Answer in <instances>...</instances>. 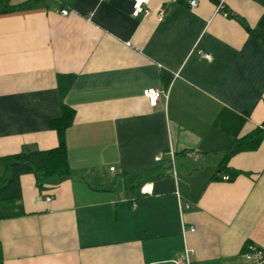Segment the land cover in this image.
Returning a JSON list of instances; mask_svg holds the SVG:
<instances>
[{
    "label": "crops",
    "instance_id": "1",
    "mask_svg": "<svg viewBox=\"0 0 264 264\" xmlns=\"http://www.w3.org/2000/svg\"><path fill=\"white\" fill-rule=\"evenodd\" d=\"M191 1L150 0L145 18L132 0L0 9V178L9 157L58 147L62 77L75 113L70 175L21 177L0 264H248L247 246L264 250V134L227 158L264 133V0H223L228 16ZM149 89L168 97L151 107Z\"/></svg>",
    "mask_w": 264,
    "mask_h": 264
},
{
    "label": "trees",
    "instance_id": "2",
    "mask_svg": "<svg viewBox=\"0 0 264 264\" xmlns=\"http://www.w3.org/2000/svg\"><path fill=\"white\" fill-rule=\"evenodd\" d=\"M40 0H29L19 6H9L8 0L0 1V9L3 12L15 11L17 9H30ZM264 26V19L261 22ZM247 31L250 30L247 28ZM73 81L72 76L60 79V97L62 116L60 119L52 121L51 127L57 132L58 147L48 151H32L11 156L7 160V173L0 178V222L6 219L20 217L24 214L21 205V177L33 174L37 179V184L42 187L44 180H61L70 175L68 151L66 144V131L72 125L75 113L64 104L63 98L67 94ZM263 130L251 137L240 140L233 144L227 158L236 153L257 149L263 137Z\"/></svg>",
    "mask_w": 264,
    "mask_h": 264
},
{
    "label": "built area",
    "instance_id": "3",
    "mask_svg": "<svg viewBox=\"0 0 264 264\" xmlns=\"http://www.w3.org/2000/svg\"><path fill=\"white\" fill-rule=\"evenodd\" d=\"M149 1L150 0H132L133 2L132 15L134 17H140V16L144 18L147 17L149 15V10H148ZM197 5L198 3L195 0H192L190 2V6L192 8H196ZM224 7H225L224 1L221 0L217 6V11L223 12ZM61 13L64 16L68 15V12L64 10ZM223 14L224 16H228V13L226 12H223ZM202 57L208 60L210 59L209 55L203 54ZM144 96L148 99L151 107H157L161 97L164 96L166 99L168 97L167 94H165L162 90H158V89L145 90ZM161 159H162V155H159L155 158V161H160ZM111 171H114V168H112ZM47 201H51V198L50 197L47 198ZM191 231L193 232L194 230L192 229ZM243 257L248 264H264V250L256 248L255 246L252 245L247 246V248L244 251Z\"/></svg>",
    "mask_w": 264,
    "mask_h": 264
}]
</instances>
